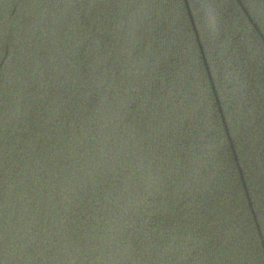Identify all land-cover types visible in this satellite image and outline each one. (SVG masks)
I'll return each mask as SVG.
<instances>
[{
    "label": "water",
    "instance_id": "obj_1",
    "mask_svg": "<svg viewBox=\"0 0 264 264\" xmlns=\"http://www.w3.org/2000/svg\"><path fill=\"white\" fill-rule=\"evenodd\" d=\"M0 264H264V0H0Z\"/></svg>",
    "mask_w": 264,
    "mask_h": 264
}]
</instances>
